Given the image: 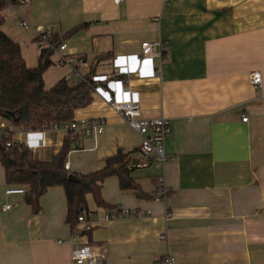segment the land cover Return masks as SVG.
Here are the masks:
<instances>
[{"label": "crops", "instance_id": "0c3cea01", "mask_svg": "<svg viewBox=\"0 0 264 264\" xmlns=\"http://www.w3.org/2000/svg\"><path fill=\"white\" fill-rule=\"evenodd\" d=\"M17 12L67 45L54 49L47 90L70 72L61 58H84L86 76L98 58L110 56L94 78L113 83H100L92 104L75 113L78 121L104 119V132L81 138L66 164L88 174L118 151L132 153L131 175L146 198L107 179L102 197L113 209L97 207L89 195L99 222L73 239L64 190L50 189L34 215L24 195H6L0 165V264H75L72 251L81 244L92 246L99 264H155L166 254L176 264H264V0H31ZM4 15L3 31L20 44L27 66L37 67V34L19 26L11 7ZM144 42H162V58L145 62ZM255 71L260 86L251 83ZM108 95L135 97L142 118L170 121L164 165L145 161L141 136L107 105ZM66 136L16 128L12 139L49 162ZM163 186L166 203L155 199ZM122 209L151 214L105 222L107 212Z\"/></svg>", "mask_w": 264, "mask_h": 264}, {"label": "trees", "instance_id": "16d2710c", "mask_svg": "<svg viewBox=\"0 0 264 264\" xmlns=\"http://www.w3.org/2000/svg\"><path fill=\"white\" fill-rule=\"evenodd\" d=\"M9 3L0 0V120L22 128L27 132H45L61 129L75 120L78 110L89 107L93 102L94 76L96 69L110 56L98 58L85 76V81L69 83L59 81L47 90L45 72L52 67L54 49L62 40L50 37V48H41L37 67L29 68L23 58L21 46L3 31L5 10ZM82 27L73 29L74 35ZM11 133H0V165L5 170L6 183L10 187H23L24 204L32 214L41 211L40 200L52 188L64 190L67 203L66 223L71 231L78 223V217L89 212L87 197L91 195L97 207L113 209L102 197L104 183L117 178L122 192H133L138 198H146L132 178V153L118 151L107 158L102 170L78 174L66 169L68 155L80 149V139L68 133L57 156L49 162L34 158L32 151L24 145L13 142ZM13 142L11 146L8 143Z\"/></svg>", "mask_w": 264, "mask_h": 264}, {"label": "built area", "instance_id": "2783aa9c", "mask_svg": "<svg viewBox=\"0 0 264 264\" xmlns=\"http://www.w3.org/2000/svg\"><path fill=\"white\" fill-rule=\"evenodd\" d=\"M9 3L15 13L19 17V26L27 31H34L39 39V45L41 48H50L51 44L49 39L51 35L47 32H43L39 29L34 28L28 21H26L21 15L18 14L17 8L20 5H28L31 0H6ZM116 4H119L126 0H114ZM67 45L63 44L60 46L61 51H65ZM164 47L162 42H144L141 47V58L145 62H152L155 58H162ZM59 65L69 66L70 72L65 76V80L69 83H77L80 81H85V75L82 74L80 68L86 66V60L84 58H61L58 62ZM95 82L94 93L98 91L99 84L102 82L111 84L113 83L111 77H95L93 78ZM251 83L254 86H260L262 84V76L260 72H252ZM113 86V85H112ZM107 105L115 111L120 118L135 132H137L141 138L142 143L140 147L141 154L145 161L150 159H155L161 164H165L167 161L165 144L166 140L171 135V124L170 121L164 117H160L153 120H146L142 118V108L141 104L135 97L128 99H116L115 97L108 95ZM248 118L243 117V122H247ZM106 122L102 118L94 120H74L70 124L65 125L61 129L65 132L71 133L73 136L79 139L94 135L100 136L103 134ZM16 130L11 124L0 120V133H11L13 134ZM21 131L26 133H37V132H27L20 128ZM13 142L7 144L11 146ZM29 148V147H28ZM35 149V146H31ZM148 163L138 164V167H146ZM66 169L69 170V166L66 164ZM168 189L163 186L160 192L155 197L158 202H165L168 198ZM6 195H25V189L23 187H10L6 191ZM5 209H10V206H5ZM145 214H151V212L134 211L131 212L129 209L122 210H112L107 212L104 216L105 222H110L119 219H128L133 217H142ZM99 222V218L96 214L92 212H84L79 215L78 223L74 230H72V238L79 239L87 237L91 233ZM72 261L75 264H99L98 257L94 254L92 246L89 244H81L74 247L72 251ZM155 264H176V260L169 254L163 256Z\"/></svg>", "mask_w": 264, "mask_h": 264}]
</instances>
